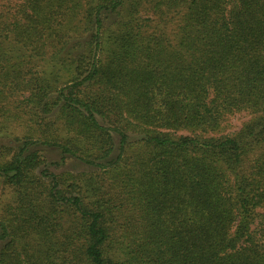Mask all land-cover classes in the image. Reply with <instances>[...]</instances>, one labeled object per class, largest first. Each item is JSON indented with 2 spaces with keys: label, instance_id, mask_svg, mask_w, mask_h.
<instances>
[{
  "label": "trees",
  "instance_id": "16d2710c",
  "mask_svg": "<svg viewBox=\"0 0 264 264\" xmlns=\"http://www.w3.org/2000/svg\"><path fill=\"white\" fill-rule=\"evenodd\" d=\"M55 108L0 264H264V0H0V119ZM33 143L91 168L29 184Z\"/></svg>",
  "mask_w": 264,
  "mask_h": 264
},
{
  "label": "rangeland",
  "instance_id": "374dc122",
  "mask_svg": "<svg viewBox=\"0 0 264 264\" xmlns=\"http://www.w3.org/2000/svg\"><path fill=\"white\" fill-rule=\"evenodd\" d=\"M52 109L50 113L46 116L45 125H38L39 123H33L28 121L27 115L22 118H17L12 121H3L0 119V160L3 157H8L6 153L18 151L21 148L22 142L28 141L29 137H45L46 139H57L64 140L65 135L62 131V125L60 121L54 117ZM242 116V115H241ZM243 117V116H242ZM241 119L240 115L237 114L231 119V122L238 124V120ZM26 136V138H23ZM67 137V136H65ZM43 138V139H45ZM26 154H32L34 159V168L32 170L33 175L30 176L28 183L30 184L33 180L37 179L35 177L40 176L42 180H49L51 174H57L61 172H81L87 171L91 167L82 162L79 159L70 157L68 155H63L59 149L41 145V144H29L26 147ZM38 160L36 161V157ZM36 183H34L35 185ZM38 192L41 190L37 189ZM24 192L23 188L19 184L3 183L0 177V217H13L15 208L19 203L18 194ZM29 200V198H24ZM39 200V199H38ZM28 202V201H27ZM40 203V201H39Z\"/></svg>",
  "mask_w": 264,
  "mask_h": 264
}]
</instances>
